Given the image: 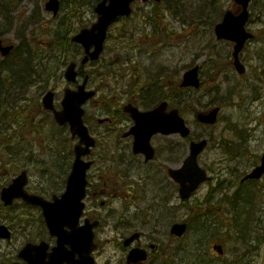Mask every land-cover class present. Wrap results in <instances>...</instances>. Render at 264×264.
I'll return each mask as SVG.
<instances>
[{
  "label": "rangeland",
  "instance_id": "1",
  "mask_svg": "<svg viewBox=\"0 0 264 264\" xmlns=\"http://www.w3.org/2000/svg\"><path fill=\"white\" fill-rule=\"evenodd\" d=\"M44 1L46 2V0H0V36H6L9 41L16 42L20 47H23L19 49L18 54L24 55L28 44L30 48L33 47L32 53L37 56L41 63L50 66H61L62 71H65V68H63L65 62L61 60L63 56L66 57L67 60L70 59L73 51L72 49L67 51V44L64 45V43L72 42L70 36H73L76 32L68 33L65 38L60 37L57 34L59 23H61L59 22L61 19L60 17H65L67 11L65 9L58 17H53L51 14L45 12L43 8ZM86 1L91 4L95 0ZM213 1L215 0H182L183 5L181 6L184 8V16L179 17L166 12L164 7L159 9V7L153 4H148L147 6L137 4L135 16L132 17L133 19L128 21L125 25H121L124 21H120L114 25L107 42L103 59L114 60L116 56L120 55L126 60L127 56L132 54L134 59L138 61V58H141L139 53L140 49H142L144 53L151 51L156 55L157 60L146 58V61L140 63L138 66H135L136 63H133L132 66L130 63H121L114 67L115 70L121 69V74L117 75L122 76V73L132 75L139 73L140 78L144 79V76L147 77L146 73L148 72L151 77L155 75L158 80L157 75L162 74L161 68L163 66L161 64H165L167 66L165 67L167 69L165 77L166 80L171 81V85L178 81V77H181L189 66L198 63L202 68L201 78L203 79V91L195 93L188 92L184 96L186 103L182 106V109L186 111L185 118L187 123L193 128L192 135L195 137L202 135V137L210 141V147L202 155L200 164L207 168L209 166H218L223 161L222 165L226 164L233 166L243 172L248 168H252L254 166L253 164L257 162L258 158H260L264 152V81L262 77L256 79H250L251 77L248 76L237 77L235 70L227 65L228 60L226 57L230 55V51L227 47L223 51L224 54L220 56L215 55L213 58L212 54L214 48L211 43H215V40L212 34L214 27L212 28V26L218 21L216 20L218 16L217 11H215L210 4ZM216 1L218 4H221V7L224 5V12H226L225 10L227 9H235L234 0ZM80 3L70 6V15L71 18L74 19L71 20L67 26L70 30H77L79 22H81L80 19L84 11L83 7L79 5ZM189 5L190 7H188ZM192 8L194 12L193 15L191 13ZM250 10L252 16L249 26L258 34V37L262 36L263 44L259 46H262L264 50V0H254ZM93 15L94 13L92 10H88L84 15L85 22H87L88 25H91L92 22L95 21ZM147 18H151L152 21L146 23L145 20H147ZM9 24L10 26L8 27ZM122 28L131 30L132 38L129 42ZM22 34L25 35L24 38L21 37ZM122 35H125V37H121ZM148 35L155 36L150 40H146L143 36ZM259 42L260 39L256 43ZM259 46L257 45L256 47ZM137 47V50L133 52L130 51L132 48ZM256 47L254 45L250 46L248 51L245 52L243 60L253 58L251 55ZM218 53L219 51H216V54ZM60 57L62 58L60 59ZM215 58L217 59V64L223 65L224 67V70L218 73L222 75L216 74V76L214 73L213 59L215 60ZM14 59H17V57H14ZM57 59H60V62H57ZM254 64L256 63L254 62ZM87 70L91 71L93 68L89 66ZM230 78H232V82L229 81L231 80ZM166 80L161 78L160 81L164 82ZM133 82L136 83L137 87H135L136 85H130L129 82H111V84H108L105 93L111 95L113 98L114 95L120 94V91L123 89L127 90L129 97L133 95L139 97L137 90L142 87V83L137 84L136 81ZM233 83H235V87H233ZM117 84H119V88H116ZM161 84L162 83H160V85ZM50 85V88H53L54 91L58 93V99L61 100L62 92L67 86L65 79L62 78ZM230 88H235V91L230 92L232 90ZM165 90L167 91V89ZM17 93L18 91H15L12 94L17 95ZM34 94L36 93L32 90L29 96ZM256 96L260 99H253ZM35 97V102L43 98L41 92ZM29 102L32 104L30 100L28 103ZM20 103L24 105L26 101L20 102L18 99V101L14 103V105H18L13 111L17 115L21 112V109L18 112V108L21 107ZM218 105L223 108L217 125L207 128L195 125L194 120L196 111H207ZM37 106V104L34 107L32 105V114L28 117L27 121L23 120V118L19 119V125L23 127H19V125L13 126L11 133L16 130L19 131V133L16 134L15 140L22 142L23 145L28 148L29 151L27 153L29 156L31 152L34 154L39 169L35 167H33V169L44 171L54 178L60 175L58 171L51 169L55 167L54 162L55 156L58 155V146L51 140L53 137H56L55 134L58 131L51 130L50 123H52L53 119L49 114H43L39 111L40 109ZM24 116L27 115L25 114ZM8 123L9 122H7V124ZM30 123H36V126H31ZM236 130L238 133L241 132V130L246 132L242 136L250 141L242 140L240 145L243 148L241 151L243 152V156L229 162L225 160L227 156H221L222 150L228 151L232 146L235 147L239 145L236 139ZM220 138H225V140L221 141ZM230 138L235 142L227 141ZM228 144L232 146L228 148ZM176 152L180 154L179 159H176L180 163L183 158L182 154L184 155L186 151L180 147V150ZM44 162L49 169L45 170L43 167ZM20 165L23 166L26 164L21 162ZM175 165V162H168L163 164V167ZM10 172L14 171L10 170ZM241 172H237V174H241ZM208 188L209 187L201 188L197 195L203 199ZM159 194L160 192L157 191L156 194L151 193L150 197ZM158 208L159 209L154 212V215L150 216L149 226L146 228L147 232L153 233V236L156 238L160 232L168 233L171 225L170 223L174 219L178 220L186 215L185 211H180L178 214L169 212L168 210L166 211L162 205ZM215 210L214 218L222 222L228 218V216H232L224 212L223 209ZM263 231L264 226L260 229L261 233H263ZM257 234L258 233H254L253 236L257 237ZM199 236L201 235L198 233L195 234L194 231H190L186 238L182 240L181 243L183 246H186L185 253L189 251V248H195ZM170 243V247L173 248L174 243L172 241H170ZM232 247H234V245L229 243L228 248L231 249ZM13 248L15 247L12 246V249ZM205 250H207L209 254V249H202L200 255L205 253ZM209 257L213 259V257ZM250 257L251 264L262 263L264 258V247L256 253H253ZM107 258L110 260L111 258L113 259V262L110 264H118V256H116V253L103 255L104 261H106Z\"/></svg>",
  "mask_w": 264,
  "mask_h": 264
},
{
  "label": "flooded vegetation",
  "instance_id": "2",
  "mask_svg": "<svg viewBox=\"0 0 264 264\" xmlns=\"http://www.w3.org/2000/svg\"><path fill=\"white\" fill-rule=\"evenodd\" d=\"M249 60L244 59L243 65L248 69L246 76L255 79L264 75V59L260 56L254 55ZM119 61V60H118ZM256 63L253 65V63ZM259 67V73L258 72ZM250 81V80H249ZM91 83V82H90ZM100 95V91H97ZM142 96H133L130 99H122L120 103L114 104L112 108L104 105H99V102L92 103L95 108V114H101L102 117L94 119L92 122L96 129L92 130L93 136L97 139L96 147L91 155V161L93 163L92 169L87 173V188L86 198L84 200V210L80 215L75 229L78 231H84V235L93 232L96 251L94 252V259L96 264H109L103 260V255L107 246V243L116 247L122 254L119 264H128L127 256L131 250L135 247L147 249L149 253V260L144 264H156L160 259L164 264L171 262V257L180 259V254L185 253L183 246H178L174 249L170 247L168 240L167 243L162 242L160 238L170 237L160 232L158 237H154L152 234L148 236L144 229L148 226L146 224L147 214L150 216L159 209V206H165L169 208H177V189L173 185L170 191L163 192L153 197H148V192L138 194L134 200L147 214H142L143 217L136 218L139 214V210H132L133 202L127 201L128 195L123 194L128 185L136 184L140 191L143 189L148 190L153 187L157 181V187L163 190V186H166L165 174L160 170L163 166L161 154L166 150L168 152L167 158L176 160L175 144L176 135L174 136H161L159 134L153 135L150 143L154 147L155 154L153 160L146 159V154L141 149L144 148V143L137 140L135 135L136 120L131 115L127 108L132 105L134 108H138L141 111H149L156 107L155 103L146 102ZM169 102V110L172 109V104ZM104 103V102H102ZM100 103V104H102ZM112 105L114 102H111ZM154 104V105H153ZM241 143V142H240ZM236 145L234 148L228 150H234V155L228 156V161L235 160L242 156L243 152L241 145ZM233 147V146H232ZM139 151V152H137ZM230 154V153H229ZM236 156V157H233ZM173 162V161H172ZM176 162V161H175ZM225 162V161H224ZM260 161L256 164L258 166ZM223 163V161H222ZM254 166V167H256ZM224 189L227 191V185L234 183V180L229 177L232 175L234 169L233 166L222 165ZM254 169V168H253ZM252 169V170H253ZM250 172V171H249ZM249 172L243 175H247ZM137 176V183L133 182ZM242 178V180H243ZM68 177L63 182L60 194L65 193L67 188ZM232 182H231V181ZM241 190L245 186L254 187L256 190L254 197H246L244 193V202H248L250 207H254L256 213L264 217V175L259 180H246L242 183ZM45 182L48 186L42 187L41 184ZM33 183V182H32ZM31 182L27 185V191L30 194H35L43 197L46 200L53 201L55 195L52 193L51 182L43 178L40 182V187L33 186ZM253 201L254 204L251 202ZM183 205L182 202L179 203ZM141 211L142 213H144ZM149 218V217H148ZM140 222L144 223L142 225ZM231 222V221H230ZM5 225L7 230L10 231L11 237L8 240L13 241L15 239L18 242L19 247L14 251L15 255L4 258V264H28L29 260L26 257H20V252L26 245L41 244L47 245L45 257L40 259V264H50L52 262H58V258L52 257L53 249L57 246V237L49 229L47 219H45L43 209L35 204H30L25 200H15L13 204L8 207L3 205L0 200V225ZM189 225V224H188ZM68 232H74L72 226L67 225L65 228ZM139 232L140 238L130 245H126V241L131 238L134 233ZM182 238L172 237V241L180 242ZM261 236H259V243ZM234 249L229 256L222 260L215 255L216 264H251L249 252L245 253V245L240 243H233ZM70 245L67 246L69 250ZM244 248V249H243ZM263 248L261 243L255 247V253ZM108 249V248H107ZM173 250V251H172ZM103 252V253H102ZM30 256L31 254H27ZM214 253L212 254V256ZM2 258L3 255L0 254ZM102 258V259H101ZM74 261L85 264L86 261L79 255H77ZM101 259V260H99ZM64 264H74L73 262H64ZM264 264V258L262 263Z\"/></svg>",
  "mask_w": 264,
  "mask_h": 264
},
{
  "label": "water",
  "instance_id": "3",
  "mask_svg": "<svg viewBox=\"0 0 264 264\" xmlns=\"http://www.w3.org/2000/svg\"><path fill=\"white\" fill-rule=\"evenodd\" d=\"M110 1L109 6L106 5V2ZM132 0H104L99 7L97 8V13L100 16V20L97 24L92 27V30H83L81 34L74 38L75 41L83 42L87 47L91 46L93 43L96 44V52L93 53L92 58H97L99 53L102 51V45L104 40L106 39V30L108 25L111 21L114 20L117 15H125L129 14L130 9L128 8V3ZM146 1V0H143ZM157 1V0H156ZM238 3L242 4L244 8V12L237 16L236 18L228 13L225 16L224 23L217 25L216 27V34H218L219 38H229L235 40L238 44L235 51L236 62L235 66L239 69V71L243 72L244 69L238 61V52L243 48L244 42L248 39V35L246 34L244 27L247 23V19L249 17L248 10H246L250 0H236ZM49 10L54 11L55 13L58 12V0H52L47 4ZM95 40V41H94ZM94 41V42H93ZM88 42V43H86ZM1 47V43H0ZM11 50V47L1 49L0 51L2 54H7ZM198 72L199 68L195 67L194 70L187 72L184 75V81L182 86H192L198 88L200 86V80L198 79ZM68 77H72V70H69ZM72 74V75H71ZM69 101H73V99H69ZM68 101V103H70ZM219 109H214L207 114L200 113L198 115V119L202 123H210L214 124L218 117ZM166 111V103H163L162 106L149 114H144L145 117L149 119V128L151 132H165L167 134H171L174 132H181L184 136L189 133V130L186 128L183 119L180 117V114L175 109L171 114H164ZM144 120V118H141ZM206 141H202L200 143H192V152L191 156L187 159L183 170L172 172L173 175L176 177L181 172H185L188 175H179L178 179L181 184V193L182 198L187 199L194 189L197 188L200 182L207 180L205 172L201 170L197 166V156L198 154L206 147ZM264 165V164H263ZM264 172V166L259 168L258 170L254 171L251 178L259 177ZM190 181L189 185H186ZM13 197V196H12ZM185 225H176L172 232L177 235L181 236L185 231Z\"/></svg>",
  "mask_w": 264,
  "mask_h": 264
},
{
  "label": "trees",
  "instance_id": "4",
  "mask_svg": "<svg viewBox=\"0 0 264 264\" xmlns=\"http://www.w3.org/2000/svg\"><path fill=\"white\" fill-rule=\"evenodd\" d=\"M17 72H19V70H17Z\"/></svg>",
  "mask_w": 264,
  "mask_h": 264
}]
</instances>
